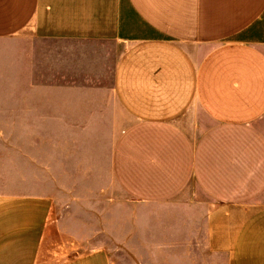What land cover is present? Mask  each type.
Here are the masks:
<instances>
[{
	"label": "crops",
	"instance_id": "crops-1",
	"mask_svg": "<svg viewBox=\"0 0 264 264\" xmlns=\"http://www.w3.org/2000/svg\"><path fill=\"white\" fill-rule=\"evenodd\" d=\"M6 41L19 99H86L80 134L104 137L98 164L53 143L54 167L108 169L120 198L177 217L145 247L264 264V0H0ZM68 215L0 196V264H114Z\"/></svg>",
	"mask_w": 264,
	"mask_h": 264
},
{
	"label": "rangeland",
	"instance_id": "rangeland-1",
	"mask_svg": "<svg viewBox=\"0 0 264 264\" xmlns=\"http://www.w3.org/2000/svg\"><path fill=\"white\" fill-rule=\"evenodd\" d=\"M13 48L16 49L15 42H0V196L56 198L66 212H74L73 216L65 218L76 221V225H82L89 232L90 245L80 250L104 247L111 253L114 264H162L161 260L176 264L177 248L169 249L168 257L165 249L145 247L144 239L147 234H155L154 240H160L163 224L176 223L177 217L169 222L162 206H135L128 199L120 198L119 189L107 174L108 169L54 167L56 161L50 152L53 143L61 144L63 149L64 144H68L74 149L73 153H67L69 158L82 160L84 156L90 163L98 164L102 155L92 149L99 147L104 137L80 134L84 126L81 102L86 99H19ZM67 107L71 109L69 116L65 112ZM76 116L79 117L73 122ZM67 128L73 131L69 136L62 135ZM82 147L91 152L84 153ZM113 193L115 196L111 198ZM136 208L139 235L132 238L136 223L131 212ZM145 227L155 232L143 231ZM206 259L210 260L208 256ZM212 260L213 263L206 264H225L222 256Z\"/></svg>",
	"mask_w": 264,
	"mask_h": 264
}]
</instances>
